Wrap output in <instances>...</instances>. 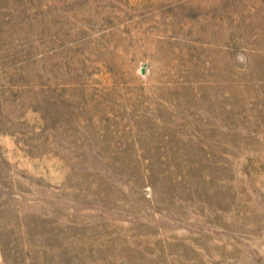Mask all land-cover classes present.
Masks as SVG:
<instances>
[{
    "label": "rangeland",
    "instance_id": "rangeland-1",
    "mask_svg": "<svg viewBox=\"0 0 264 264\" xmlns=\"http://www.w3.org/2000/svg\"><path fill=\"white\" fill-rule=\"evenodd\" d=\"M0 264H264V0H0Z\"/></svg>",
    "mask_w": 264,
    "mask_h": 264
}]
</instances>
